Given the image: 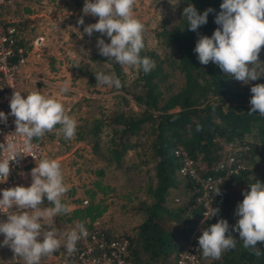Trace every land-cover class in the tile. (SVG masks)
<instances>
[{
  "label": "trees",
  "instance_id": "16d2710c",
  "mask_svg": "<svg viewBox=\"0 0 264 264\" xmlns=\"http://www.w3.org/2000/svg\"><path fill=\"white\" fill-rule=\"evenodd\" d=\"M222 2L176 0L175 18L162 17L152 29L153 37L168 45V50L160 54L145 46L140 53L155 62L153 70L145 74L135 69L132 79L125 83L121 67L111 61L110 67L102 72H115L121 80L123 87L117 95L122 107L98 111L90 119L81 116L77 123L75 138L89 143V151L99 155L104 164L118 168L129 150L141 152V164L151 163L146 170L150 172L144 181L143 197L137 206L139 220L133 232L126 233L129 252L139 264H172V254L186 239L200 213V203L191 191L193 181L176 173L179 164L178 156L174 155L176 147L192 159L199 174H204L225 157L222 142L244 145L235 153L243 167L223 177L219 183L222 195H211L212 207H219L220 212L210 220L207 218L208 226L225 219L231 231V226L239 219L234 212L244 198L242 193L250 191L249 185L257 180L264 183V116L258 112L248 113L250 89L264 84V76L242 84L225 75L212 62L200 64L193 51L199 36L211 37L220 27L214 20ZM189 3L200 13L207 8L214 9L198 33L188 30V22L182 16ZM91 58L107 59L98 51H93ZM259 60L264 62V47ZM73 68L86 75L89 84L96 81L94 74L101 71L86 68V63ZM129 97L139 106L137 111L126 107ZM197 125L202 127L201 131L196 130ZM103 136L106 137L104 153L100 149ZM94 172L102 174L100 169ZM93 187L94 190L84 188L88 202L74 207L66 219L74 218L82 223L105 210L103 196L113 187L101 183L99 178L93 181ZM69 188L71 195L73 188ZM96 191L101 194L98 198L94 197ZM171 194L178 195L180 200L173 202ZM76 199L72 201L78 204L80 199ZM44 202L53 206L46 199ZM232 235L237 239L236 248L224 252L219 260L205 258L202 254L205 264H264V254L256 257L243 247L238 232ZM258 247L264 253V245Z\"/></svg>",
  "mask_w": 264,
  "mask_h": 264
},
{
  "label": "clouds",
  "instance_id": "9594fccd",
  "mask_svg": "<svg viewBox=\"0 0 264 264\" xmlns=\"http://www.w3.org/2000/svg\"><path fill=\"white\" fill-rule=\"evenodd\" d=\"M136 2L84 0L83 15L78 18L77 24L84 25V16L98 17L96 23L84 26L83 32L89 37L97 32L110 38L109 43L97 38L99 55L121 67L127 66L128 69L142 70L148 74L155 67V62L140 55L145 47V25L134 17ZM220 9L214 20L220 27L214 30L211 37L199 36L193 49L199 63L208 65L212 62L225 75L242 84L264 76V62L259 60L264 47V0H223ZM213 11L207 8L200 13L195 5L189 3L183 9L182 16L188 22V30L198 33V29L207 24V17ZM94 75L96 82L102 86L117 90L123 87L115 72L105 74L98 71ZM69 90L70 85L65 82L59 88L58 95L67 94ZM250 91L251 108L248 113L252 115L258 112L264 116V84H256ZM9 106L10 115L15 117L16 130L13 138L0 144V148L7 153L6 158L0 159V183L5 182L10 174L9 163H19V159L25 155L20 150L17 137H23L24 149L31 152L33 141L42 139L46 133L55 131L57 135L62 134L65 140H71L77 130V121L67 114L64 104L43 95L39 90L28 93L26 97L14 91ZM6 122L7 116L0 111V123ZM57 125H60L59 129ZM196 130L201 131L202 127L197 125ZM30 175L32 182L29 187L16 186L0 190V212L7 215V221L0 222V233L4 236L0 244L10 247L25 264H40L42 258L51 256L61 247V233L52 226L53 218L68 214L69 206L62 199L70 188L65 185L61 165L56 160L41 159L31 169ZM249 187L250 191L242 193L244 198L236 206L234 215L239 219L231 226V231L225 219H218L202 231L198 244L205 258L219 260L224 252L235 249L237 239L232 232H238L243 247L253 255L259 258L264 254L258 247L264 245V183L257 180ZM213 191L214 196L222 195L219 185L214 186ZM45 199L53 206L41 208ZM14 206L16 211H10ZM219 212V207L209 205L204 216L210 220L218 216ZM42 220L47 223H42ZM45 225L48 227L45 228ZM63 236L67 252L72 254L76 251L77 242L86 238L88 232L83 223H77Z\"/></svg>",
  "mask_w": 264,
  "mask_h": 264
},
{
  "label": "built area",
  "instance_id": "2783aa9c",
  "mask_svg": "<svg viewBox=\"0 0 264 264\" xmlns=\"http://www.w3.org/2000/svg\"><path fill=\"white\" fill-rule=\"evenodd\" d=\"M15 0H0V111L7 116L6 123H0V144L6 143L13 138L15 133V117L10 115L9 101L14 91L21 92L22 97L34 90L23 88L22 82L25 78L20 74V67L26 61V54L29 49L40 50L43 46L44 36L41 33L30 36L27 43L19 44L23 37V30L7 13L14 7ZM20 144V150L24 152L23 159L19 163H9L11 169L7 180L0 183V190H6L16 186L29 187L32 182L30 175L33 165L45 159V148L43 138L33 141L31 152L24 149L23 137L16 138ZM225 157L213 165L204 174H199L193 161L180 147L174 149V155L178 156V176H185L193 181L191 191L195 194L194 199L200 203V213L195 219L193 227L186 239L181 241L172 254V264H205L202 257V250L199 248L198 238L202 231L208 227L204 216L208 206L212 207L211 195L213 188L219 185L225 175L231 174L242 168L243 165L236 160L235 153L244 145L235 142H222ZM23 155V154H22ZM32 155V156H31ZM7 153L0 148V159L6 158ZM223 171L224 174L220 172ZM178 195L173 196L172 201L178 202ZM88 202L86 197H81L77 205H85ZM43 202L40 207L45 206ZM12 210H16L15 206ZM28 211V210H25ZM5 213L0 212V215ZM42 223H47L42 220ZM88 232L86 238L80 239L76 244V251L72 254L67 252L65 241L61 247L51 256L41 259L40 264H139L132 258L129 252V239L125 233L109 230L103 223L101 217L92 220L86 219L82 222ZM48 226L45 225V228ZM76 226H74L75 228ZM10 264H25V261L15 256L10 247ZM4 262H0L3 264ZM5 264V263H4Z\"/></svg>",
  "mask_w": 264,
  "mask_h": 264
},
{
  "label": "rangeland",
  "instance_id": "374dc122",
  "mask_svg": "<svg viewBox=\"0 0 264 264\" xmlns=\"http://www.w3.org/2000/svg\"><path fill=\"white\" fill-rule=\"evenodd\" d=\"M42 2L43 1H39L40 4L46 2L49 5L57 6L59 12H62L59 19H61L63 25L62 32L64 36H66L64 37L65 39H63L62 44L65 47V50L68 49L74 54L73 63L70 65L73 66L74 64V66H77L86 63V68L88 69L106 71V68L110 67L111 61H107L105 58L98 60L92 59L91 55L93 54V51H98L96 47L98 37L104 39L105 43H109L110 38L101 36V34L97 32H94L93 35L89 37L83 32L84 26L96 23L98 17L90 15L84 16V25L77 24L78 18L83 15L82 8L84 0H45V2ZM176 9V0H137L134 7V17L145 25L144 43L147 48L153 49L160 54H162L161 52L163 50H168V45L161 44L155 39V37H153L152 29L161 21L162 17H170L171 20L174 19L177 14ZM59 22L60 21H58V23ZM55 29L56 28L53 29V32ZM121 69L124 74L123 77L125 83L129 82L134 76L135 69H128L127 66L121 67ZM77 77L71 85L77 87L82 94L79 96L80 98L77 97L79 104H77V106L75 104V107L78 110L76 109L77 111L75 110V113L72 114L75 120H77L76 116L90 119L92 116H96L99 113L98 111H108L114 107H122L123 103L117 95L121 93L120 89L117 90L114 87L110 88L108 86H102L96 81L89 84L83 80V76L78 74ZM74 93L76 92L74 91ZM126 107H129L133 111L139 109V106L136 105L134 100L130 97L128 98ZM105 138L106 137L104 136L102 137V143L100 145V149L103 153L106 145L105 142H103ZM66 143H68V146H73L75 144L74 146L77 147V149H80L77 153L73 152L66 155L64 161L62 158L57 160L61 165L63 176L66 177L65 179H68V183L72 180L71 177L74 179L76 178L75 175L78 173L76 168L79 167V162L82 161L86 164L87 161H103L99 155L92 156V153L89 154V143L82 141L73 142L71 140ZM49 148L54 150V147L52 146H49ZM81 150L86 151L83 154ZM140 154L141 152L138 153L137 151H127L123 156L124 161L116 169L112 168L110 165L104 164L107 171L106 178L108 179L105 182L109 186H112L113 189L107 192L104 196L106 207L102 218L105 220V223L108 226L107 228H111L116 232L131 234L140 217V214L137 212V206L139 202H141L140 199L143 197L142 191L144 181L147 178V174L150 172H147L146 170L151 164L150 161L146 164H141L139 162V158H141ZM79 173L82 174L83 172L79 171ZM170 196L173 197L174 195L171 194ZM52 226L60 230L61 235L59 238L63 240V243L65 241L63 233L70 232L75 225L65 224L62 219L55 218ZM1 237H3V234H1ZM0 262L5 263L6 261Z\"/></svg>",
  "mask_w": 264,
  "mask_h": 264
},
{
  "label": "crops",
  "instance_id": "0c3cea01",
  "mask_svg": "<svg viewBox=\"0 0 264 264\" xmlns=\"http://www.w3.org/2000/svg\"><path fill=\"white\" fill-rule=\"evenodd\" d=\"M39 1L45 2V0H15L14 7L5 13V15L8 14V17L18 24V26L23 30V37L18 40L19 44L27 43L30 36L38 33H41L44 36L43 46L41 49H29L26 54V61L20 67V74L25 77L22 85L23 88H25L24 90H39L43 95L50 96L61 101L65 106L67 114L71 117L77 109L75 104L76 106L79 104L77 97L82 94L77 87H73L71 84L75 81L78 74L83 76V80L85 82H88L87 77L80 71L73 68L74 66L70 65L73 63L74 54L68 49L65 50V47L62 44L63 39H65L64 37H66L62 32L63 25L61 23V19H59L62 12H59V8L57 6L49 5L46 2L44 4H40ZM58 21L60 22L58 23ZM54 28L56 29L53 32ZM65 82H68L70 85L69 92L64 95H58L59 88ZM74 91L76 93H74ZM72 117L74 118V116ZM76 117V121L78 123L81 116ZM56 128L59 129L60 125H57ZM67 141L69 142L70 140H65L62 134L57 135L55 131L46 133L43 137L45 159L57 161L62 158L64 161V157L69 155V153H77V151H80V149H77V147L74 146L75 144L73 146H68V143H66ZM71 141L84 142L83 140L75 138V136L71 139ZM49 146L54 147V150H51ZM85 151L86 150H81L83 154ZM89 154H91V152ZM34 167H36V164L33 165V168ZM76 169L78 170V173L75 175L76 178L74 179L71 177L72 180L69 183L67 182L68 179H65L66 177L64 176L65 185L73 188V193H71V195L69 194L71 191L70 189L62 199L64 203L69 206V212L77 206V204L72 201L74 197L77 198L76 200H79L81 197L88 196L85 193L84 188L88 187L90 190H94L93 181L97 178H99L100 182L104 184H107L105 181L108 180L106 178L107 171L104 167L103 161H87L86 164L81 161L79 162V167ZM98 169L102 171L100 176L96 175L94 172ZM79 171H82L83 173L80 174ZM100 196L101 194L96 191L94 197L98 198ZM44 207L52 206L45 205L42 208ZM12 209L10 211H16ZM103 212L98 216L101 217L102 220L104 214ZM68 214L58 215L55 218L62 219L65 224H73V226H76L78 222L74 218L70 220L66 219ZM55 218H53V223ZM5 219L7 221L6 214L0 215V222H6ZM103 223L106 227H108L105 220H103ZM108 229L113 231L111 228ZM1 234L0 241H3L4 236L1 237ZM9 259L10 251L8 246L0 244V261H7ZM5 263L8 264V262Z\"/></svg>",
  "mask_w": 264,
  "mask_h": 264
}]
</instances>
